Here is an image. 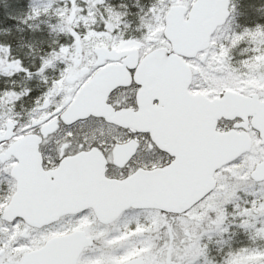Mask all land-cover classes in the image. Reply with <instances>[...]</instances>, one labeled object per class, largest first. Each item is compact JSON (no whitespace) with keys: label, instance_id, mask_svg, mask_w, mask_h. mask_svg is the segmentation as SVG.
<instances>
[{"label":"snow or ice","instance_id":"obj_1","mask_svg":"<svg viewBox=\"0 0 264 264\" xmlns=\"http://www.w3.org/2000/svg\"><path fill=\"white\" fill-rule=\"evenodd\" d=\"M19 7L0 264H264V0Z\"/></svg>","mask_w":264,"mask_h":264},{"label":"rangeland","instance_id":"obj_2","mask_svg":"<svg viewBox=\"0 0 264 264\" xmlns=\"http://www.w3.org/2000/svg\"><path fill=\"white\" fill-rule=\"evenodd\" d=\"M15 2L14 5H11L10 1L7 0H0V22L4 21V25L0 24V30L2 28L6 27V25H10L13 29L15 28V25L17 24V21L15 19H10V16H14L19 13L20 11V4L24 3L26 4L27 0H13ZM10 2V3H9ZM115 3H120L121 0H114ZM127 2H131V0H127ZM150 0H140L141 4L146 5L148 4ZM6 4H9V7H4ZM4 17V19L2 18ZM41 27H44L43 25ZM2 31H0V35H2Z\"/></svg>","mask_w":264,"mask_h":264},{"label":"trees","instance_id":"obj_3","mask_svg":"<svg viewBox=\"0 0 264 264\" xmlns=\"http://www.w3.org/2000/svg\"><path fill=\"white\" fill-rule=\"evenodd\" d=\"M7 1H10L9 3L11 4V5H14L15 4V2L13 1V0H7ZM146 5H147V3H146ZM4 7H9V4H6ZM3 19H4V17H2ZM0 24L1 25H4V21L3 22H0ZM6 27H11L10 25H6ZM14 30V29H13Z\"/></svg>","mask_w":264,"mask_h":264}]
</instances>
